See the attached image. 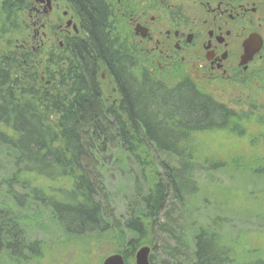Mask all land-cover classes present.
<instances>
[{
    "label": "trees",
    "instance_id": "trees-1",
    "mask_svg": "<svg viewBox=\"0 0 264 264\" xmlns=\"http://www.w3.org/2000/svg\"><path fill=\"white\" fill-rule=\"evenodd\" d=\"M72 1L86 17L90 35L73 43L65 58L61 52L41 59L19 54L13 48L16 35L27 26L10 19L11 2L0 13V160L8 167L0 185L9 196L0 204V257L7 253L14 261L22 258L15 246L25 240L17 208L26 204L36 213L50 211L69 235L114 231L123 241L116 253L125 258L146 244L155 249L156 231L167 228L161 224L167 206L185 208L199 192L197 173L204 168L183 145L192 134L225 130L233 118L186 81L170 86L140 72L131 53H122L121 39L106 35L100 0ZM102 67L115 76L116 108L105 98ZM29 174L72 184L56 197L31 187ZM113 174L132 180L139 200V208L132 205L129 219L121 223L106 202L107 177ZM15 186L23 190L21 197L13 194ZM225 222L217 218L213 224L223 229ZM190 245L186 264H234L214 228L201 227Z\"/></svg>",
    "mask_w": 264,
    "mask_h": 264
},
{
    "label": "flooded vegetation",
    "instance_id": "flooded-vegetation-1",
    "mask_svg": "<svg viewBox=\"0 0 264 264\" xmlns=\"http://www.w3.org/2000/svg\"><path fill=\"white\" fill-rule=\"evenodd\" d=\"M9 2L10 19L27 26L16 35L13 48L19 54L69 57L73 43H84L90 35L86 17L72 0H0V13ZM100 3L106 35L121 39L122 53H131L140 72L167 84L186 81L202 91L233 117L225 129L264 116V0ZM101 79L110 86L106 100L118 107L119 88L109 67H102Z\"/></svg>",
    "mask_w": 264,
    "mask_h": 264
},
{
    "label": "rangeland",
    "instance_id": "rangeland-1",
    "mask_svg": "<svg viewBox=\"0 0 264 264\" xmlns=\"http://www.w3.org/2000/svg\"><path fill=\"white\" fill-rule=\"evenodd\" d=\"M103 86L110 95L109 84ZM262 116L242 119V124L233 122V130L192 134L183 145L192 152L195 163L204 168L197 173L199 192L186 203L185 208L171 202L164 210L161 224L167 228L156 231V248L144 245L151 248V264H186L191 259L190 240L201 227L205 230L214 228L221 235L234 264H264ZM7 171L8 167L0 160V179ZM131 171H134L132 167ZM26 178L31 187L56 197L60 190L70 188L72 184L70 179L50 181L35 174ZM107 179L110 197L106 202L111 213L116 223L127 221L131 206L139 208L132 180L117 174ZM11 190L18 197L23 195V190L17 186ZM8 201L5 185L1 184L0 204ZM23 206L17 208V212L24 220L25 240L23 246L14 248L16 256L22 258L14 261L10 254L5 253L0 257V264H103L106 257L120 254L116 252L123 246V241L114 231L83 237L69 235L55 223L50 211L36 213L27 204ZM217 218L226 220L223 229L213 224ZM29 245H35L37 249H28ZM35 250L39 254H34ZM136 252L131 258L124 257L126 264H136Z\"/></svg>",
    "mask_w": 264,
    "mask_h": 264
},
{
    "label": "water",
    "instance_id": "water-1",
    "mask_svg": "<svg viewBox=\"0 0 264 264\" xmlns=\"http://www.w3.org/2000/svg\"><path fill=\"white\" fill-rule=\"evenodd\" d=\"M150 255V247L144 246L139 248L136 252V264H151ZM103 264H126V261L123 255L114 254L106 257Z\"/></svg>",
    "mask_w": 264,
    "mask_h": 264
}]
</instances>
